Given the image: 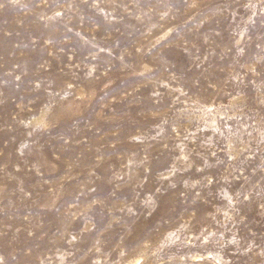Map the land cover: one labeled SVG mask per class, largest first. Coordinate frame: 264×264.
Returning <instances> with one entry per match:
<instances>
[{"label": "rangeland", "instance_id": "obj_1", "mask_svg": "<svg viewBox=\"0 0 264 264\" xmlns=\"http://www.w3.org/2000/svg\"><path fill=\"white\" fill-rule=\"evenodd\" d=\"M0 264H264V0H0Z\"/></svg>", "mask_w": 264, "mask_h": 264}]
</instances>
